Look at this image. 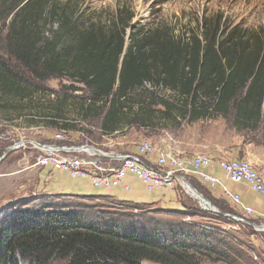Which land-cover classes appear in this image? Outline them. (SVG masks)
<instances>
[{
  "label": "trees",
  "instance_id": "1",
  "mask_svg": "<svg viewBox=\"0 0 264 264\" xmlns=\"http://www.w3.org/2000/svg\"><path fill=\"white\" fill-rule=\"evenodd\" d=\"M59 1L0 0L3 119L29 115L30 126L73 130L74 125L65 122L61 105H51L48 111L30 106V99L42 90L37 83L66 78L88 92L81 103L86 118L98 117L105 109L104 135L126 124L155 123L154 112L148 108L130 115L129 103L135 100L148 102L152 108L165 107L163 118H172L173 110L194 121L215 116L228 119L233 114L239 131L260 129L264 122V31L236 27L224 32L219 21L188 40L175 39L165 29L140 30L131 33L126 48L132 17L125 20L121 11L112 27L92 23L83 28L69 4L58 5ZM50 22H59V29L49 31L51 35ZM146 83L177 92L178 101L159 98L157 91L144 92ZM96 214L92 208L48 206L23 209L0 220V264H253L247 255L224 247L215 234L197 231L188 223L126 226Z\"/></svg>",
  "mask_w": 264,
  "mask_h": 264
},
{
  "label": "rangeland",
  "instance_id": "2",
  "mask_svg": "<svg viewBox=\"0 0 264 264\" xmlns=\"http://www.w3.org/2000/svg\"><path fill=\"white\" fill-rule=\"evenodd\" d=\"M65 4H69L71 10L79 16L80 25L83 28H87L92 23L112 27L119 21L118 17L121 11L125 20L132 17L127 32L126 48L131 44L129 39L131 33L133 31L138 33L140 30H143V33H148L156 29H165L172 33L175 39L188 40L192 35H201L202 32L209 29L211 23L219 21L224 32L236 27L248 31H264V0H61L58 3V5ZM58 23L50 22L47 26L48 34L51 35L49 31L59 29ZM1 27L2 23H0ZM2 36L3 33L0 35V39ZM5 58L9 59L7 56ZM10 62L17 66L12 59ZM37 85L42 90L30 99L31 107L40 106L48 111L49 107L61 105L66 117L65 122L74 125L75 134H78L79 131L90 133L92 131L90 129L93 128L94 130L101 129L105 109L101 111L100 116L89 118H86L81 111L83 98L89 95L83 85L73 83L66 78H53L44 83H37ZM76 87L80 89L77 92L72 89ZM144 87L143 90H146L144 92L157 91L158 97L164 100L177 102L179 99V94L173 90L162 87L154 88L150 83H146ZM137 98L136 96L135 99ZM135 102L136 100L129 103L132 106V113L127 112L126 115L130 118V115L139 112L138 109L148 108L154 112L155 123L153 125L148 123L126 124L121 128L118 137L108 136L111 140H115L117 137L120 138L118 142L128 141L132 127H149L150 132L154 133L159 141L166 140L175 146H178L179 142L190 143L197 146L198 149L207 151L206 155L209 156L221 158L231 156V152L235 151L233 154L236 158L247 160L251 164L255 159L263 158L260 144L264 141V122L259 130L246 133L239 131L233 125V114L228 119L215 116L194 121L190 116L184 118L178 110H173L172 118H163L161 112L166 111L165 107L158 105L152 108L148 102L141 104ZM102 105L100 104V106ZM30 111L34 112L35 110H27V112ZM31 118L32 116L26 115L7 121L0 117V158L7 154L5 160L0 162L1 221L14 216L15 213L23 209H40L50 206L66 209L71 207L92 208L94 212H97L96 217L107 220L116 219L120 224L126 226L148 227L160 224L165 227H176L181 223H188L197 231L205 230L207 233L215 234L222 245H225L224 247L247 255L253 264H264V231L261 230L264 226V219L244 217L242 212L227 199L207 189L201 188L198 192L217 212L203 208L199 200L192 197L180 183L176 189L177 193L175 191L172 193L173 203L171 204L173 205L163 206L150 203L151 205H140L135 208L134 205L121 204L111 198L91 199L35 194L32 191V186L22 192V186L24 187L27 181L11 176V174L27 170L36 163L38 153L35 150L33 152L28 144L13 154L10 147L16 143L45 141L41 131L35 130L34 126L29 125L28 121ZM38 127L41 129V126ZM58 130L61 129H53L52 132L56 133ZM158 132H160L159 135ZM69 135L67 134V139H69ZM89 137L102 138L98 131ZM144 137L137 135L135 139L132 138L140 142ZM82 140L88 142L83 138ZM125 145L127 144L125 143ZM177 194L180 202H178ZM168 196L170 195L168 194ZM258 197L260 196L257 195L256 198L259 199ZM160 199L163 200V198ZM142 264L156 263L143 261Z\"/></svg>",
  "mask_w": 264,
  "mask_h": 264
},
{
  "label": "built area",
  "instance_id": "3",
  "mask_svg": "<svg viewBox=\"0 0 264 264\" xmlns=\"http://www.w3.org/2000/svg\"><path fill=\"white\" fill-rule=\"evenodd\" d=\"M77 133L61 129L55 133L54 143L29 141L16 143L10 149H21L28 144L38 153L34 166L64 172L71 179H89L93 187L109 191L120 186L130 191L131 187L124 184L129 176L137 177L150 193L158 189H174L178 183L185 189L191 178L198 177L211 187L221 186L224 198L239 209L244 217L264 219V214L244 204L240 194L230 192L219 178L207 172L215 164L209 155L186 156L173 149H161L151 140L144 139L138 144L136 154L113 153L104 161L88 144H74L67 139V134L70 137L74 134L87 138L85 131ZM216 164L231 181L247 184L252 192L264 196V176L249 161L225 157Z\"/></svg>",
  "mask_w": 264,
  "mask_h": 264
},
{
  "label": "crops",
  "instance_id": "4",
  "mask_svg": "<svg viewBox=\"0 0 264 264\" xmlns=\"http://www.w3.org/2000/svg\"><path fill=\"white\" fill-rule=\"evenodd\" d=\"M38 128L39 127H35V130L41 131L40 133L43 134L45 137L44 139L45 142L54 143L55 132H52L53 129H49L45 126H41V129H38ZM90 130H92L90 131V133L87 131L85 132L87 135V138H84V139L88 140V142L85 141L86 143L83 142L82 138L74 134L71 137L69 136V139L70 141H73L74 144H88L91 150L94 149L93 151L99 157H101L100 158L101 160H104V161L108 160L109 155L113 153L118 154V155L124 154V153L136 154L138 152L137 146L140 142H142V140H144V138L151 139V141L154 143L155 146L161 149H164V150L173 149L184 155H194V154H205L206 155L207 154L206 153L207 151L198 149L197 146L195 147L190 143L179 142L178 146H175L173 144H170L166 140L159 141L155 137V134L150 132L151 129L149 127L140 128L139 126H134L131 128L132 130L131 135L129 136V138L127 137L128 141H119V142L118 140H120V138H117L118 137L117 135L120 134V131L114 132L111 135H104L101 129L94 130L93 128ZM96 131L99 132L100 137L102 138H99V137L90 138L89 137V135H93ZM69 132L75 133V131L73 130H69ZM245 132L249 133V131H245ZM159 133L160 132H158V135ZM137 135H142L145 137L141 139L140 142H137L134 140ZM108 136L109 137L117 136V137L115 140L113 139L111 140ZM132 137H134V139ZM125 143L127 145H125ZM260 145H261L260 147L262 148L261 151L263 154V158L255 159L253 164L256 167V169H258L264 176V141ZM17 150L19 149H11V153L13 154ZM32 151L34 152V150ZM233 153H235V151L231 152L230 154L231 156H225V157L236 158ZM211 157L212 159H214L215 164L213 165V167H211L210 170H207V172L219 178L222 184L230 192L234 194H240L246 206L253 208L260 214H264V196H261L259 194L252 192L247 184L234 183L233 181H231L226 176V174L221 170V168H219V166L216 164V162L219 159H222L225 157L218 158L216 156L213 157V155ZM34 164L30 166L27 170L13 172L11 174V176H14L16 178H21L22 180L27 181V184L24 187L22 186L23 188V191L21 190L22 192L26 191L29 186H32V191H34L35 194H46V195H51V196L52 195L66 196V197H73V198H85L89 196H96V197L107 196L119 202L121 201V202H128V203L140 204V205H151L150 203H152V204H159V205L167 206V205H173L171 204L173 203L172 193L174 191L176 192V189L179 186L177 185L175 186L174 189H169V190L158 189L150 193L146 190V187L137 177L129 176L127 180H125L124 184L129 185L131 187L130 191H127L124 186H120V187L114 188L109 191V190L97 189L93 187L89 179H71L64 172H56L50 168L36 167L34 166ZM190 185L197 191H199L202 188V189L210 190L211 192L219 194L223 197L225 196L221 186L211 187L210 185L205 184L198 177L191 178ZM187 188L188 187L186 185L185 189L188 192ZM168 194L170 196H168ZM257 195L260 196L258 197L259 199L256 198ZM160 198H163V200ZM177 198H178V194H177ZM179 199L180 198H178V202H180Z\"/></svg>",
  "mask_w": 264,
  "mask_h": 264
},
{
  "label": "water",
  "instance_id": "5",
  "mask_svg": "<svg viewBox=\"0 0 264 264\" xmlns=\"http://www.w3.org/2000/svg\"><path fill=\"white\" fill-rule=\"evenodd\" d=\"M94 150V149H93ZM98 152V151H97ZM99 153V152H98ZM7 156V154H4L1 158H0V162L5 158ZM188 186H190L191 188H193L190 184L188 185ZM194 189V188H193ZM195 190V189H194ZM196 191V193L197 194H199L200 195V197H201V201H203V203H208L207 205V207L205 208V209H207V210H210V211H212V212H217L213 207H212V205L197 191V190H195ZM203 207V206H202ZM204 208V207H203ZM233 219H238V218H235V217H232ZM261 230H263L264 231V226L261 228Z\"/></svg>",
  "mask_w": 264,
  "mask_h": 264
},
{
  "label": "bare ground",
  "instance_id": "6",
  "mask_svg": "<svg viewBox=\"0 0 264 264\" xmlns=\"http://www.w3.org/2000/svg\"><path fill=\"white\" fill-rule=\"evenodd\" d=\"M187 190H188V193L192 196V197H194L195 199L197 198V200H199V202L201 203V205L204 207V208H206L208 205V203L206 202V203H203V201H201V197H200V195L199 194H197L196 193V191L193 189V188H191L190 186H188L187 185Z\"/></svg>",
  "mask_w": 264,
  "mask_h": 264
}]
</instances>
